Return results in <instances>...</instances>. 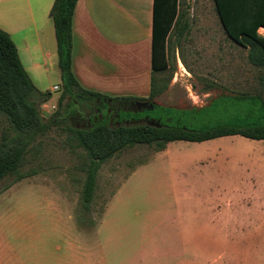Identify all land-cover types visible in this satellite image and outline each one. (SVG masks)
<instances>
[{
  "label": "rangeland",
  "instance_id": "rangeland-1",
  "mask_svg": "<svg viewBox=\"0 0 264 264\" xmlns=\"http://www.w3.org/2000/svg\"><path fill=\"white\" fill-rule=\"evenodd\" d=\"M190 5L188 29L178 41L177 36L172 40L171 68L155 75L158 88L167 86L153 99L157 106L202 108L223 94L254 92L260 70L250 63L248 51L227 37L214 0H190ZM260 32L264 35V30ZM49 77L61 89L40 106L49 114L46 120L54 117L63 89L59 73ZM72 100L78 101L67 97L64 104ZM161 114L148 112L155 119ZM77 122L66 118L63 125L51 124L20 169L27 177L18 182L15 176L0 180V264L168 261L171 233L176 230L180 236L186 226H196V219L189 224L178 213L183 198H235L238 189L253 190L246 185L248 174L255 172L259 181L264 177V140L233 135L205 142L176 141L169 144L171 151L139 144L101 165L93 202L85 210L86 151L70 143L64 130ZM148 123L129 121L117 127ZM8 127L0 115V140ZM174 207L178 214L171 213ZM204 215L207 259H223L225 264L260 262L264 235L260 241L236 244L232 233L221 235L212 225L210 210Z\"/></svg>",
  "mask_w": 264,
  "mask_h": 264
},
{
  "label": "trees",
  "instance_id": "trees-1",
  "mask_svg": "<svg viewBox=\"0 0 264 264\" xmlns=\"http://www.w3.org/2000/svg\"><path fill=\"white\" fill-rule=\"evenodd\" d=\"M77 2L55 0L50 11L63 88L52 120H46L40 110L52 93L36 87L21 62L13 39L0 28V115L9 125L0 140V180L15 176L14 182H18L27 177L20 169L34 144L48 133L51 124L63 125L73 114V100L64 104L67 97L82 103L97 99L146 100L110 98L87 90L79 83L73 71V19ZM214 3L226 35L248 51L250 63L260 70L258 88L254 92L223 94L202 108L156 106L154 110L162 114L156 118L159 121L155 125L115 127L107 120L93 123L86 129L66 125L64 130L69 133V142L86 151L82 203L85 210H89L93 202L101 165L127 148L145 144L161 151L170 142H203L232 135L264 140V35L259 32L264 27V0H214ZM190 8V0H156L150 100L161 95L167 87L160 85L158 88L155 75L171 68L172 40L177 36L178 41L188 29Z\"/></svg>",
  "mask_w": 264,
  "mask_h": 264
},
{
  "label": "crops",
  "instance_id": "crops-1",
  "mask_svg": "<svg viewBox=\"0 0 264 264\" xmlns=\"http://www.w3.org/2000/svg\"><path fill=\"white\" fill-rule=\"evenodd\" d=\"M54 1L0 0V28L13 39L36 87L51 93L61 89L52 85L49 77L55 72L61 79L55 27L50 17ZM155 4L156 0H78L73 19V71L83 88L110 98L150 96ZM169 144L167 151H171ZM248 175L250 184L246 185L253 190L238 189L243 192L237 190L239 196L235 198H183L178 213L184 214L189 224L196 219V226H186L180 236L176 230L171 233L168 261L140 263L225 264L223 259L205 257L208 245L204 238L207 228L204 213L208 210L212 225L221 235L233 234L236 244L260 241L264 235V177H257L259 181L255 180V172ZM176 209L171 213L178 214ZM175 216L171 217V227ZM260 245L263 256L264 240ZM259 261L258 264H264V256Z\"/></svg>",
  "mask_w": 264,
  "mask_h": 264
},
{
  "label": "flooded vegetation",
  "instance_id": "flooded-vegetation-1",
  "mask_svg": "<svg viewBox=\"0 0 264 264\" xmlns=\"http://www.w3.org/2000/svg\"><path fill=\"white\" fill-rule=\"evenodd\" d=\"M73 114L69 117L71 121L78 119L76 124L78 129H86L91 127L93 123L98 121L107 120L111 126L117 127L120 124H126L129 121H145L150 124H154L157 121L155 118L149 116L146 112L153 111L157 106L154 100H134V101H113L111 99H97L92 103H82L79 101H73ZM144 102H149L148 105H142ZM155 102L153 110H149L150 104ZM126 114L129 118L124 119L122 114ZM139 115L141 113L145 116H141L136 119H132L130 114ZM148 123V124H149Z\"/></svg>",
  "mask_w": 264,
  "mask_h": 264
},
{
  "label": "water",
  "instance_id": "water-1",
  "mask_svg": "<svg viewBox=\"0 0 264 264\" xmlns=\"http://www.w3.org/2000/svg\"><path fill=\"white\" fill-rule=\"evenodd\" d=\"M148 104H149V102L142 103V105H148ZM154 106H155V102H153L152 104H150L149 110H153L154 109ZM42 116L45 117V118H48L49 117V114L45 110H42Z\"/></svg>",
  "mask_w": 264,
  "mask_h": 264
}]
</instances>
